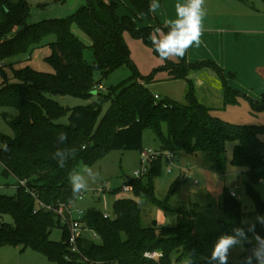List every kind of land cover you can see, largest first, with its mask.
I'll use <instances>...</instances> for the list:
<instances>
[{
	"label": "trees",
	"instance_id": "16d2710c",
	"mask_svg": "<svg viewBox=\"0 0 264 264\" xmlns=\"http://www.w3.org/2000/svg\"><path fill=\"white\" fill-rule=\"evenodd\" d=\"M128 1L131 4L129 14L119 15L120 0H87L67 18L28 23L26 0H0V107L18 111L9 119L14 136L0 135L3 173L14 175L18 181L26 180L27 186L47 203L70 201L74 198L68 175L79 163L93 164L111 149L142 152L145 129L155 133L164 150L207 153L213 167L219 170L224 169L226 145L232 140L236 142L232 163L246 170L248 194L256 210L264 213V202L255 189L256 184L264 183V141L259 138L264 133V125L233 124L214 116L213 109L198 99L190 77L193 71L214 68L224 79V104L235 103L238 96H246L227 83L224 68L215 61L190 62V48L178 62L167 61L170 78L184 79L188 83L186 103L171 98L156 99L146 86L153 81V75L139 73L136 78L123 81L118 91L111 88L108 95H100L102 102L111 101L100 119V104L66 109L55 99L66 95L89 97L97 85L96 69L104 78L126 63L136 69L124 38L125 32L152 47L147 39L149 33L156 27L167 31L161 23L142 25L157 20L156 13L149 12L151 0ZM73 23L91 39L90 45L74 32ZM50 35H55L56 40L49 43L51 54L46 60L53 66L54 73L31 67L14 69L17 81H11L3 64L30 52ZM87 49L93 51V62L85 59ZM139 78L142 81H138ZM249 99L254 109H264V94L261 99ZM64 115L68 116V122H59ZM60 132L68 135L64 145L57 143ZM57 147L76 150V156L70 158L64 168L58 167L52 159ZM162 161L150 168L147 182L127 178L126 185L132 187L135 196L144 197L167 210L154 192V178L160 173ZM177 185L178 180L169 195L175 193ZM17 187L16 196L0 193V247L15 246L22 251L33 248L49 256L54 264H154L153 260L143 258L145 249L162 251L166 264L174 261L186 264L189 255L195 264H206L201 257L209 256L218 238L234 234L235 228L243 229L251 239L253 232L249 228L254 226V232L264 237V223L242 225L238 222L242 214L241 202L225 188L221 208L226 217L220 219L221 231L211 236L202 237L195 231L194 214L187 207L178 209L173 227L155 224L146 227L142 223L141 203L134 198L122 197L114 201L111 217H105L95 207L87 209L85 224L96 233L98 240L82 236L78 239L80 253L71 252L67 229L53 213L41 209L35 211L36 198L24 186L18 184ZM5 216L11 217L12 221H6ZM227 216L235 220L230 221ZM56 226L63 231L59 242L50 238ZM253 245L254 241L245 244L247 250L239 256L242 264ZM228 264L233 263L228 261Z\"/></svg>",
	"mask_w": 264,
	"mask_h": 264
},
{
	"label": "rangeland",
	"instance_id": "374dc122",
	"mask_svg": "<svg viewBox=\"0 0 264 264\" xmlns=\"http://www.w3.org/2000/svg\"><path fill=\"white\" fill-rule=\"evenodd\" d=\"M19 2L21 0H10ZM29 5L28 23H40L49 19L67 18L76 12L87 0H26ZM119 15L129 14L131 4L128 0H120ZM178 0H159L161 7L156 11L157 20L143 22L142 25H156L161 23L166 26L170 19H175V4ZM183 2V0H181ZM206 16L204 20L210 22L212 27H224L221 32L223 37L228 36V26L221 23H230L247 30L242 33L241 40L234 44V50L240 51L244 62L238 66L240 71L236 72L233 64L227 59H220L223 63H217L224 68L226 81L233 88L241 90L246 96H238L237 101L224 104V79L211 67H205L202 74L191 77L198 99L213 109V115L233 124L264 125V109L256 110L252 107L249 99H261L264 94V0H205ZM74 32L83 41L90 45L91 39L84 35L75 23L72 24ZM162 29V28H161ZM126 44L130 50V58L136 69L131 64H124L106 78L102 72L96 69L94 78L97 83L87 98L71 95L56 96L55 99L66 109L76 106L101 105L99 119L110 107L111 101L102 102L100 95H108L111 88L117 91L118 86L126 80L136 78L139 74L153 75L152 82L146 86L160 99L171 98L181 103H186L188 83L184 79H171L167 70V61L162 62L154 49L142 39L133 37L129 32L124 33ZM56 40L55 35L44 39L43 43L33 48L26 54L8 59L3 68L11 81H17L14 69H25L31 67L41 72L54 73V68L46 58L51 54L49 43ZM85 59L93 62V51H85ZM208 59V58H206ZM202 60V59H200ZM211 60V59H210ZM176 62L175 60H171ZM213 61V60H212ZM226 66V67H224ZM236 66V65H235ZM240 73V74H238ZM238 74V75H237ZM142 81V79H138ZM2 76L0 74V83ZM102 84V88H99ZM18 111L12 107H0V135L14 136V131L9 124V119L15 117ZM59 122L67 123L68 116H62ZM259 138L264 141V133ZM235 141H228L224 169L213 167L212 159L207 153L190 154L185 151L176 153L173 159L172 170L168 171V162L164 158V149L161 141L150 129L144 130L143 151L150 152V161L142 163V152L135 149H111L108 150L98 161L93 164L79 163L76 170L85 165L93 167L99 172L96 183L90 184L83 200L76 203L78 208L88 209L95 207L103 213L113 215V204L118 198L129 197L139 201L142 205V223L144 226L173 227L176 225L177 213L180 207H187L194 214L195 231L202 237H208L220 232L222 225L220 219L225 218L221 208L224 199V190L236 192L241 202V218L238 222L242 225H250L259 222L258 216H264L256 210L255 204L248 194V176L244 168H239L232 163ZM3 143L0 141V147ZM161 170L154 178V192L157 199L162 200L167 210L154 204L144 197H137L132 190H125L127 178H134V171L143 167L149 169L144 176L138 179L147 182L150 168L161 161ZM4 166L0 161V193L16 196L18 190V179L10 174L3 173ZM178 180L174 194L169 195L172 185ZM105 185V191H99ZM121 189V190H120ZM264 202V183L255 185ZM116 190V192H114ZM228 220L235 218L227 216ZM6 221L12 218L5 216ZM93 236V232H88ZM50 238L53 241H62L63 231L61 227H54ZM244 252L240 248H233L228 261L233 264H242L239 261L240 254ZM0 264H54L52 259L39 250L28 248L21 250L15 246L0 247Z\"/></svg>",
	"mask_w": 264,
	"mask_h": 264
},
{
	"label": "clouds",
	"instance_id": "9594fccd",
	"mask_svg": "<svg viewBox=\"0 0 264 264\" xmlns=\"http://www.w3.org/2000/svg\"><path fill=\"white\" fill-rule=\"evenodd\" d=\"M161 7L159 0H151L148 8L150 13H156ZM175 19H170L166 23L167 31L160 27L154 28L148 35L155 53L159 59L164 61L175 60L178 62L183 59L187 50L202 43L203 21L206 16L205 0H178L175 4ZM68 140L66 132H60L57 136V143L64 145ZM75 149L67 147H57L52 154L60 168H64L70 158L76 156ZM99 179V172L93 167L85 165L80 170H74L68 175V182L71 186L72 197L78 198L82 193L89 189L90 184H94ZM71 202V200H70ZM257 220L264 223V216H258ZM253 232L250 239L241 228L233 229L232 235H222L214 244L211 253L207 257H201L206 264H228L229 255L233 248H240L246 251L245 244H252L249 255L244 258L243 264H264V237L254 232V226L249 228ZM159 253L154 250L145 249L142 252L144 259L157 261ZM186 264H195L192 255Z\"/></svg>",
	"mask_w": 264,
	"mask_h": 264
},
{
	"label": "built area",
	"instance_id": "2783aa9c",
	"mask_svg": "<svg viewBox=\"0 0 264 264\" xmlns=\"http://www.w3.org/2000/svg\"><path fill=\"white\" fill-rule=\"evenodd\" d=\"M99 88H102V85L99 86ZM156 99H160V96L155 94ZM176 157V153L165 150L164 151V158H166L168 162V171L172 170V166L174 164V158ZM150 152L143 151L142 152V163L143 165L147 162L150 161ZM149 169H146L143 167L141 170H136L134 171V178H140L141 176H144ZM19 184L24 186L28 192H30L37 200V207L36 210H44L46 212H51L53 213L56 218L59 220L60 225L62 227H65L68 231V246L71 252H78L80 253V249L78 247V239L82 236L88 235V232L92 230H89V228L85 224V214H86V209L83 208H78L76 206V203L79 200L84 199V195L86 192L82 193L78 198H74L73 200L70 201H57L55 203H47L40 199L31 188L27 186L26 180H19ZM105 191V185H102L99 191ZM125 190H132L131 186L126 185ZM233 196H237L236 192L231 193ZM105 217H111L109 213H104ZM93 236L98 239V236L96 235L95 232H93ZM158 252L159 258L157 261H154V264H166L165 263V255L162 251L159 250H154ZM87 260V259H85ZM172 264H182L179 262H172Z\"/></svg>",
	"mask_w": 264,
	"mask_h": 264
},
{
	"label": "crops",
	"instance_id": "0c3cea01",
	"mask_svg": "<svg viewBox=\"0 0 264 264\" xmlns=\"http://www.w3.org/2000/svg\"><path fill=\"white\" fill-rule=\"evenodd\" d=\"M225 24L224 26H228L230 29L228 30V33L226 37H223L221 35V32H223L224 27H212V25H218V24H210V22H207L206 20L203 21V35L201 36L202 43L200 46L193 45L190 47L189 50V57L188 60L190 62H195L200 59H211L215 61L216 63H223L220 59H227L231 64L234 66L235 71H240V68L238 66L244 62L243 56L240 51L234 50V44L241 40L242 33L246 32L247 30L240 29V26L233 25L230 23H221ZM236 65V66H235ZM226 67V66H224ZM204 71L203 69H200L198 71H193L191 73L190 77L199 76ZM240 74V73H238ZM237 74V75H238ZM200 76L198 77V79Z\"/></svg>",
	"mask_w": 264,
	"mask_h": 264
}]
</instances>
